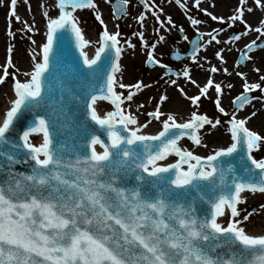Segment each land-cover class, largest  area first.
Segmentation results:
<instances>
[{
  "label": "snow or ice",
  "instance_id": "obj_1",
  "mask_svg": "<svg viewBox=\"0 0 264 264\" xmlns=\"http://www.w3.org/2000/svg\"><path fill=\"white\" fill-rule=\"evenodd\" d=\"M129 2L117 0L114 19L127 15ZM175 2L186 8L181 0ZM23 3L28 4V0ZM140 3L160 28L176 27L170 16L166 24L161 19L158 13L164 10L155 0L151 5L148 0ZM194 4L199 8L201 0H194ZM0 6L8 9L7 35L13 37L11 23L13 19L21 21L18 0H0ZM40 6L46 21L45 40L38 46V56L32 50L31 71L23 73L26 79L18 78L19 69L8 71L14 67L13 45L9 44L7 62L0 66V84L9 75L13 80V97L0 120V264H264V235L248 234L244 226L257 209L238 207L247 199L246 192L264 193V155H256L264 153V135L246 126L255 112L244 118L236 114L258 99L250 93L259 89L264 94L261 69H252L259 74V82H249L245 73L236 72L244 81L243 91L234 97L237 108L231 113L221 105V83L211 76L201 86L187 66L177 73L198 88L193 96H187L176 80L166 81L197 107L213 88L218 112L229 117L231 143L206 156L197 155L181 145L182 138L206 146L199 130L205 125L215 129L221 121L193 111L190 119L178 122L171 112L162 111L168 96L161 94L153 110L146 113L150 119L140 123L136 113L128 109L136 93L150 85L141 81L127 85L118 79L124 51L119 25L117 31L108 30L96 0H53L48 7ZM85 8L95 10V19L103 26L99 47L92 58L80 52L84 67L72 65L65 71L61 59L65 46L75 43L77 49H83L91 43L75 15ZM254 8L264 13V0H253V6H248V0H239L227 18L200 8L213 21L228 27L243 25V31L230 35L225 44L252 32L258 34L244 45L246 51L237 65L252 61L249 53L264 47L257 45L264 37V17L256 25L246 18ZM52 9H58V14L50 15ZM188 19L194 26L203 23L192 16ZM136 20L144 28L145 12ZM23 24L28 32L39 31L34 21ZM179 30L184 31L182 27ZM223 31V27L212 29L204 45L191 41L192 50L187 55L196 62L201 47L222 43L217 37ZM133 35L139 37L142 47L150 49L146 63L167 69L164 75L169 76L172 69L154 56L164 36L149 45L143 31ZM124 44L135 48L130 39ZM223 51L214 53L221 63L225 62ZM172 56L181 59L179 51ZM208 71L221 69L213 65ZM222 71L227 73L228 69ZM117 88L131 90L125 95ZM98 101H108L113 110L99 114ZM143 107V103L137 104V111ZM152 120L161 124L160 131L154 135L142 132ZM33 134L41 135L42 141L34 143ZM170 156L178 159L169 163ZM259 209L264 210V204ZM225 216L226 226L218 220Z\"/></svg>",
  "mask_w": 264,
  "mask_h": 264
},
{
  "label": "flooded vegetation",
  "instance_id": "obj_2",
  "mask_svg": "<svg viewBox=\"0 0 264 264\" xmlns=\"http://www.w3.org/2000/svg\"><path fill=\"white\" fill-rule=\"evenodd\" d=\"M222 1H228L231 2V7L230 10L224 11V12H219L217 9V3L218 1L216 0H201V4L200 7H196L194 4V0H181L182 3L186 4V8H181L176 2L175 0H155V4L159 7L163 8V13H158L159 15H161V19L165 22L166 24V18L167 17H171L172 20L174 21L176 27H171V26H167L166 28H158L159 32L155 31L150 24V32H153L152 38H150V43L148 42L149 45H151L153 42H156L159 38V35L162 34V32L167 31V36L164 37L165 38H169V37H173L174 38V45H171V43L166 42V40L161 41L159 43H157L156 48L154 49V56H157L156 59H158V52H163V48L165 44H168L170 46H172V49L168 52V56H167V61H163L161 58L159 57V60L161 61L162 64L168 65L169 68L172 69V73L169 76H165L164 73L167 69L160 67L159 65H150L147 64L146 60L143 61L144 66H145V74L150 71V72H155L157 71L159 73V71H161V77L159 78V81L164 82V79H167V81H169L170 79L174 80L176 79L177 82L184 80L185 78L182 75H177V73H181L184 70V67L187 66L190 70V74L191 76L195 75V78L198 81V84L203 86L206 81L207 78L209 76H211L213 78V80L217 83H221L224 91L221 95V105L222 107L225 108V110L228 113H231L233 111L236 110L237 105L234 104L232 101L234 99V97H236L239 93H241L243 91L242 88V84H243V79L239 76L236 78H232V76H229L226 79V82H223L222 80H220V75H226L231 73L236 74L237 71H244L245 69H247V66L249 65V61H244L242 64L237 65L236 61L239 59L240 55L242 52L246 51V49H244L242 52H240V54H238L237 56H231L230 58H225L224 57V63H221V61L215 57L214 53L215 51H219L220 49H224L227 46L233 47L235 48V43H237V41L232 42L229 41L227 44L223 43V41H227L230 35H234V34H239L241 32H239V28L240 25L239 23H235L232 27H228V24H221L219 21H213L209 16H207L208 20H206V13L200 11V8H205L212 12L214 15L216 16H223L225 18L230 17L234 12V7L235 4L239 6V0H222ZM97 3V7H101L100 9H102V11L106 14H108L109 16L111 15V17L113 18L114 16V7L117 6V0H107V2H105V0H96ZM148 3L151 5L153 3V0H148ZM135 7L136 9H139L140 12H145L146 14V20L144 21V25L147 23H151L153 22L154 24H158L157 21L155 20V18L152 16L151 12L146 10L143 6L142 3H140V0H130L129 5H127V11L130 8ZM134 10V11H135ZM157 9H153V11H156ZM93 14H92V18L95 21L94 23L98 26L99 25V21H97L95 19V10H92ZM139 12V13H140ZM187 13V15L185 14ZM226 13V14H225ZM225 14V15H223ZM257 12H252V13H246V18L247 16L249 17V19L251 18V16L256 18ZM128 15V12H127ZM127 15H122L123 17H126ZM189 16H192L196 19H199L201 21H203L202 24L200 25H192L188 19ZM102 18V17H101ZM128 18V16L126 17ZM107 19V18H106ZM114 19V18H113ZM105 20V18H104ZM258 18H256L253 22L251 21V23L253 25H256L258 23ZM180 27H182L184 29L183 32H180ZM221 27H223L225 29V31L220 32L219 36L217 37L219 40L222 41V43L220 44H216L215 46L213 44L211 45H206L204 47L200 48V51L197 53V59L196 62H194L192 60V58L190 56L187 55V53H189L192 50V44L191 41L193 40H198V43L201 45H204L205 41L209 40L210 37L208 35V33H210L212 31V29H217L219 30ZM142 29V28H141ZM197 29H199V31H197ZM96 35L99 37L100 33H97V30H95ZM143 32L145 34V37H147V31H146V27L143 28ZM201 34H203V36H201ZM176 36L180 37V39H178ZM187 36L188 39H184V37ZM121 44L124 47V51L122 52L121 58L122 56H125V49H126V45L122 42V38L119 37ZM170 39V38H169ZM262 42L261 40L257 41V45H261ZM160 47V49H159ZM231 48V52L233 51ZM159 49V50H158ZM236 50V49H235ZM258 50H262V48L260 46H258L254 51H258ZM174 51H179L181 53V59L180 60H176L173 59L172 53ZM211 51V56L209 55V52ZM148 52V51H146ZM250 55L253 54L249 53ZM120 58L119 62H122ZM210 62L216 63V67L220 68L221 71L216 72V73H211L208 71L209 68H204L207 67L208 65H210ZM258 62V61H256ZM197 63L202 65L203 68L198 67ZM258 65V64H256ZM211 66V65H210ZM223 68H227L228 72L225 73L222 71ZM263 68V67H262ZM124 71V70H122ZM121 71V72H122ZM118 74V73H117ZM246 78L248 79L249 82H252V79H249V75L245 74ZM118 76H121V73L118 74ZM259 76V75H258ZM258 76H255V81H258ZM235 79V80H233ZM121 82L124 83V79H119ZM162 82H156L154 85L155 87H159L161 89V92H159V94L157 93L156 97L157 98H153L154 99V103L156 104L158 101V98L161 94H168L169 92H174V94L180 98L181 100H185L188 103L191 104V102L184 96L182 95V93L180 92V90L178 88H175L174 85H171L170 83H167L162 85ZM262 85H264V82H261ZM229 84L232 85L231 88L227 87ZM184 89V93L187 94V96H193V95H197L198 94V88L196 86H192V87H180ZM191 88V89H190ZM146 90H151V87L145 88ZM122 93H125V90L123 91H119ZM250 96H254V97H258V99H253L251 100L250 104L245 105L244 109L239 110L237 113H244L246 112L248 109L250 108H259L260 110L264 111V100L262 99V97L264 96V94H262L260 92L259 89L255 90L254 92L249 94ZM215 99H216V93L214 91L213 88L209 89V93H208V97H201L200 101L198 102V104H200L201 102H206V103H215ZM167 102H164L162 104V111L165 112V109L167 107H165L167 105ZM192 105V104H191ZM215 111L217 114H222L219 113L216 105H215ZM236 113V114H237ZM223 115V114H222Z\"/></svg>",
  "mask_w": 264,
  "mask_h": 264
},
{
  "label": "rangeland",
  "instance_id": "obj_3",
  "mask_svg": "<svg viewBox=\"0 0 264 264\" xmlns=\"http://www.w3.org/2000/svg\"><path fill=\"white\" fill-rule=\"evenodd\" d=\"M52 1L53 0H28V4H25L23 3V0H18L17 9H18V14L21 17V21L18 22L13 19L11 23V30L14 33L13 37H9L7 35L8 25H7L6 15H7L8 9L4 6H0V19H1L0 66L4 65L7 62V59L9 56L7 49H8L9 44L13 45L11 59H12L14 67H10L8 71L9 73H13V72H16L17 69H19L20 71L17 75H18V78L21 80L25 78L23 73L28 70L27 60L28 59H30V61L32 60V55H33L32 50L35 49V54L38 53V46L44 42V27L46 25V21L43 17L44 8H42L40 5L43 4L44 6L48 7L50 4L53 3ZM248 6H253V0H248ZM97 10L99 11L102 19L104 20V17L106 16L105 13L102 11V9H99L98 7H97ZM134 10H135V7L130 8L127 11L128 18H126L127 17L126 16V17H122L120 20L113 19L111 15L106 16L108 17L107 18L108 24H112L113 26L115 25V27L116 25H119L118 30L121 33L120 37L123 40L122 42L124 43L125 40L130 39L131 42L135 45V48L133 49V48H128L127 45L125 44L126 45L125 56L122 61V66H123L122 70H124V72L122 71L121 73V76L124 75L123 77L124 84L132 85V84H135L137 81H141L143 84L145 82L152 83V84H155L156 82H162V81H159V78L161 77V73H160L161 71H159L158 75L155 76V79L153 78V72L148 71L145 74V71H144L145 66H144L143 61L147 59L146 51H149L150 49L146 47H142L141 40L139 39V37L133 35L134 32L143 31V28L141 29L140 24L136 20V17L139 15L140 10L139 9H136L135 11ZM253 12H257L256 18H258V20L264 17V13H262L259 9L254 8ZM25 13H29L30 18L28 19L24 18ZM49 14L54 16V10L53 9L50 10ZM92 14H93L92 9L85 11V13L82 15L83 19L81 20L80 24L86 27L84 30L92 34L95 33L94 32L95 30H97V33H100L103 30V26L100 23L98 26L94 23L95 21L92 18ZM206 20H208L207 15H206ZM25 21L28 24H32L34 21L35 27L39 29V31L28 32L27 29L24 28L23 22ZM150 24H151V27L155 31L160 27V25L154 24L153 22L147 23L144 25L147 31V37H145V40L147 41V43L148 42L150 43V38L154 36L153 32L152 33L150 32ZM239 25H240L239 32H242L243 25L241 24ZM113 26H112V30L117 31V27L113 29ZM29 36H31V39L28 38ZM159 36L166 37L167 31L162 32V34H160ZM176 37L180 39V37L178 36ZM169 38H165L164 40H166V42L171 43V45H174L175 44L174 38L173 37H169ZM263 39L264 37H260L258 40H263ZM33 40L35 41V44H33L32 42ZM96 41L97 39L95 38L93 41L94 48L98 47V44L96 43ZM171 49H172V46L165 44L163 48V52L162 53L158 52L159 53L158 59L159 57H162L161 59L163 61H167L168 52ZM155 58H157V56H155ZM262 58L264 60V57ZM2 73H3V68L0 67V74ZM166 81L167 79H164V82H162L163 83L162 85L166 84ZM12 83H13L12 77L11 75H9L8 77H6V82L3 84H0V100L5 99L6 94L4 90L6 89L8 90V86L12 85ZM130 90L131 89H126V92L124 94L127 95V92ZM262 99L264 100V96L262 97ZM125 103L127 104V101ZM154 107H155V104H152L149 108V111L153 110ZM165 107H167V105ZM191 107L193 108L191 109V112L196 111L199 114H206L209 118L213 120L219 119L221 121V124L217 125V127L219 126V128L216 127L215 129H212L210 125H205V128L203 129V132L201 133L203 140H205L206 135H210L209 132L220 130L221 127L225 129L228 128L227 121L229 117L222 115V114H217L215 111V103L213 104L211 102L210 103L201 102L200 104H198V107L194 105H192ZM139 118H140V121H142L143 123L149 119V117H147L146 114L142 116L140 115ZM152 122H155V120H152ZM189 144H190V141L188 142V145ZM190 146H192L193 149L197 148L193 143ZM198 148L201 149L200 147ZM261 198L262 199L256 201L257 203L255 204V206H253L252 204L251 205L246 204L245 207L244 206L242 207V208H245L247 211H252V209H257V211L254 212L253 215L251 216V219L249 218V222L256 219V217L257 218L259 216L264 217V210L259 209V205L264 204V196ZM252 217H255V218L252 219ZM258 221L263 222L264 218H259Z\"/></svg>",
  "mask_w": 264,
  "mask_h": 264
},
{
  "label": "bare ground",
  "instance_id": "obj_4",
  "mask_svg": "<svg viewBox=\"0 0 264 264\" xmlns=\"http://www.w3.org/2000/svg\"><path fill=\"white\" fill-rule=\"evenodd\" d=\"M216 1H218L217 9H218L219 12H224V11L230 10L231 2H228V1L224 2L222 0H216ZM235 6L237 7L238 5L235 4ZM236 7H234V10L236 9ZM53 10H54V16L57 15L58 14V9H53ZM85 11H87V9L78 10L75 13V15H77L78 18H79V23L83 19L82 15L85 13ZM105 15L108 16V14H106V13H105ZM106 16L104 18H105V22L107 24L108 30L110 32H114L112 30V26L113 25L112 24H108V20L106 19L108 17H106ZM24 18H26V19L30 18V14L29 13H25L24 14ZM247 19L249 20V22H251V21L253 22L256 18L251 16V18L249 19V17L247 16ZM0 25H1V19H0ZM80 27H81V29L83 31L85 39L89 40L91 42V43H89L88 45H86L84 47V53L88 56V58H92L95 55V50H96V49H94L92 47L93 41L97 37L96 32L94 31L95 33L92 34V33L88 32V31L84 30L86 27H84L81 24H80ZM115 28L116 27L114 25L113 29H115ZM45 32H46V25L44 27V34H45ZM256 38H257V33H255V32H252V33H250L247 36H242L241 39L239 41H237V43L234 44L235 48H233V47L229 48L227 46L226 48H224V51L221 54L225 58H227V57L230 58L231 56H237L238 54H240V52H242L245 49L244 48L245 44L249 43L250 41H252V40H254ZM0 40H1V38H0ZM44 40H45V35H44ZM98 41H99V38H97V42ZM212 44L214 46L216 45L215 42H212ZM231 48H233L232 52H231ZM36 54L37 55L40 54V48L39 47H38V53H36ZM210 54H211V51L209 52V55ZM251 55L254 57V59L252 61H249V65L247 66V69H245L244 71H239V72H243V73L249 75V77H250L249 79H252L253 81H255V79H256L255 76H258L259 74H257L254 71H252V69L254 67H259L261 69V73H264V66H263L264 65V60L262 58V57H264V49L258 50V51H254L253 54H251ZM123 58H124V56H122L121 61H123ZM256 61H258V62H256ZM32 64H33V60L30 61V59H28L27 60V65H28L27 69L28 70L26 72H30L31 71ZM120 64H121V71H122V67H123L122 66V62H120ZM256 64H258V65H256ZM210 65L211 66H213V65L217 66L216 63H213V62H210ZM210 65H208L207 67H204V68H210L211 67ZM120 73H122V72H120ZM120 73H118V74H120ZM118 74H117L118 79H122L124 77V75L122 77H120V76H118ZM157 75H158L157 71L153 72V78L154 79H155V76H157ZM229 76H232V78L239 77L238 75L230 72L229 74H226V75H220L219 78L223 82H226V79H229V78H227ZM192 77L194 79H196L195 75L194 76L192 75ZM24 79H26V77ZM24 79H22V80H24ZM233 80H235V79H233ZM144 84L150 85L151 90H146L145 91V88H144V89H142L141 92H138V94H136L134 96V101L132 102L131 108L129 110L131 112H135L136 113L140 123H143V122L140 121L139 116L140 115L141 116L145 115L147 112H149L150 106L154 103V99L153 98H157L156 97L157 93L158 94H159V92L162 93L161 89L159 87H155L154 84L146 83V82ZM177 84L180 87H185V88L193 86L186 79L182 80V82L181 81L177 82ZM11 86L12 85L8 86V90L7 89L4 90V92L6 94L5 99L0 100V120L3 119L4 112L6 110V107L8 106L7 102L9 100V98L13 97V93L11 91ZM174 87L177 88L176 86H174ZM123 90H125V92H126V89L117 88V91H123ZM167 96H168V100H167L168 102H167V108L165 109V113L171 112L176 117L178 122H183V121L188 120V119L191 118V113H192L191 109H193V108L191 107L192 105L190 103H188L185 100H181L180 98H178L174 94L173 90H172V92H169L167 94ZM149 98H151V99H149ZM139 103H143L144 107L137 111V104H139ZM97 104H98V112L101 115H103L104 112H106V111L113 110L111 107H108L105 103L99 102ZM252 112H255L256 115L255 116H251L250 119H248L246 126L248 128H250L251 130H254V131L258 132L259 134L264 135V111L260 110L259 108H250L246 112H244L243 114L242 113L241 114L237 113V117L238 118H244V117L250 116V114ZM197 114H199V113H197ZM163 118L164 117H162V119ZM158 123L159 122H157V121L151 122L148 125L147 128L142 129L141 131L146 133V134L154 135L158 131H160V129L162 127L161 124L160 123L158 124ZM217 128H219V126ZM203 129L200 130V134L203 132ZM209 134L210 135H206L205 140L202 139L203 145H206V146H197V145H195L197 148L193 149V147L190 146L192 144V142H190V144L188 145V142H189L188 140L180 141V143H181V145L183 147H185L188 150L193 151L195 154L201 155V156H206L208 154H211V152L214 151L215 149L220 148V147H226V146H228L231 143L230 133L225 128L221 127L220 130H217V131H214V132H209ZM32 140H33L34 143L38 144V143H40L42 141V136L41 135H36L35 137L32 138ZM198 147H200L201 149H199ZM256 155L259 158L261 155H264V153H257ZM175 160H176L175 156H170L168 158L167 162L173 163V162H175ZM244 195L247 197V199L245 200L244 204L238 205V207H243V206L245 207L246 204H248V205L252 204L253 206H255V204L257 203L256 201L262 199L261 197L264 196L263 193H255V194L245 193ZM254 218L255 217H252V219H254ZM259 218H264V217L263 216H259L258 218L256 217V219L252 220L251 222L247 221V222L244 223L245 230H246V232L248 234L264 235V221L263 222L258 221ZM250 219H251V217H250ZM218 220L222 223V225L226 226V223H227V220H228V216L220 217V218H218Z\"/></svg>",
  "mask_w": 264,
  "mask_h": 264
},
{
  "label": "water",
  "instance_id": "obj_5",
  "mask_svg": "<svg viewBox=\"0 0 264 264\" xmlns=\"http://www.w3.org/2000/svg\"><path fill=\"white\" fill-rule=\"evenodd\" d=\"M81 51H82V49L76 48L75 43H72L70 46H68V45L65 46V51L63 53H61V59H62L65 71L68 70V66H72V65L84 67L83 66V57L80 55ZM106 102H108V101H106ZM27 122H30V118L28 119ZM33 135H35V134H33ZM102 138L106 140V137L102 136ZM183 138H187V137H183ZM183 140H186V139H182L181 141H183ZM175 158L178 159V157H175ZM16 168L21 170V171L25 170L23 165H16Z\"/></svg>",
  "mask_w": 264,
  "mask_h": 264
}]
</instances>
